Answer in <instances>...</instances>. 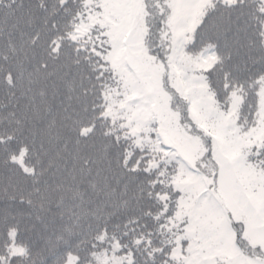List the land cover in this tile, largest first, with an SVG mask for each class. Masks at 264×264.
<instances>
[{"label": "snow or ice", "instance_id": "1", "mask_svg": "<svg viewBox=\"0 0 264 264\" xmlns=\"http://www.w3.org/2000/svg\"><path fill=\"white\" fill-rule=\"evenodd\" d=\"M208 3L0 0V197L68 202L52 264H264V29L189 55ZM35 239L0 207V264Z\"/></svg>", "mask_w": 264, "mask_h": 264}, {"label": "trees", "instance_id": "2", "mask_svg": "<svg viewBox=\"0 0 264 264\" xmlns=\"http://www.w3.org/2000/svg\"><path fill=\"white\" fill-rule=\"evenodd\" d=\"M264 0H209L195 26L187 33L185 52L196 55L214 51L227 60L228 67L242 66L250 57L258 55V32L264 29V17L258 15ZM58 196L54 197V201ZM0 207L15 209L24 216V230L28 236L36 234L34 251L43 264H52L49 257L56 246L78 243L80 233H69L75 222L68 212V202L50 203L46 208L33 210L18 199L0 197Z\"/></svg>", "mask_w": 264, "mask_h": 264}]
</instances>
